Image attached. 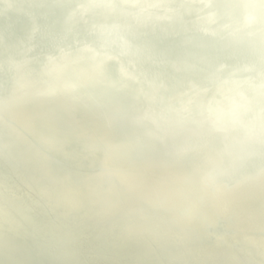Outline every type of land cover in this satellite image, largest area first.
I'll return each instance as SVG.
<instances>
[{"label": "water", "instance_id": "water-1", "mask_svg": "<svg viewBox=\"0 0 264 264\" xmlns=\"http://www.w3.org/2000/svg\"><path fill=\"white\" fill-rule=\"evenodd\" d=\"M21 14L22 37L0 23V142L22 147L19 114L44 124L64 111L56 120L61 135L76 136L81 122L88 130L73 152L82 159L89 146L81 144L93 143L91 117L98 115L114 132L112 163L128 170L138 163L169 178L152 187L164 193L156 205L173 223L183 217L195 223L199 207L212 206L214 225L231 230L239 222L252 237L258 224L264 237V0H0V19ZM63 30L77 49L65 48ZM50 35L60 46L53 54ZM37 101L44 104L34 115ZM30 131L37 137L41 128ZM98 135L100 154L106 134ZM45 140L52 149L61 142ZM45 154L43 161L60 165ZM17 162L25 163L20 156ZM49 178L44 197L57 186ZM101 180L92 175L72 203ZM195 224L203 236L207 226ZM235 243L250 253L245 241Z\"/></svg>", "mask_w": 264, "mask_h": 264}, {"label": "bare ground", "instance_id": "bare-ground-1", "mask_svg": "<svg viewBox=\"0 0 264 264\" xmlns=\"http://www.w3.org/2000/svg\"><path fill=\"white\" fill-rule=\"evenodd\" d=\"M22 21H25L22 14L0 19L2 25L8 24L13 30L15 39L26 33ZM58 30L59 24L54 21L51 30L54 36ZM67 31L63 30L68 42L65 48L77 49L72 34ZM54 36H48L51 43L48 52L52 54L60 48L52 38ZM41 76L46 74L42 72ZM37 103L41 104L35 103L34 115L44 104ZM64 116V111L56 113L43 124L38 117L19 114L22 147L17 149L0 142V264H253L252 257L254 264H264V237L258 224L253 225L255 235L252 237L239 222L231 230L224 224L216 226L211 221L212 206H200L194 215L195 223L207 226L203 236L198 225L185 217L173 223L171 217L156 205L164 200V193L152 187L154 180L167 183L166 175L157 169L148 173L136 166L138 163L135 169L139 173L112 163L109 157L115 151L109 142L114 138V132L112 126L98 115L91 117L94 119L92 138L94 143L101 140L98 133L106 134L105 140L102 139L103 151L99 154L95 144L82 143L84 149L89 146L88 153L84 158H78L73 153L75 145L83 140L88 130L81 122L76 136L62 134L63 137L56 120ZM35 125L41 128L37 137L30 131ZM153 131L156 130L152 128L151 133ZM180 132L185 134L186 131ZM47 136L61 142L52 149L46 144ZM46 152L60 163L57 168L53 163L49 165L43 161ZM96 154L98 158L91 156ZM19 156L24 159L23 167L18 166ZM100 163L107 165L108 170L99 169ZM113 170L120 174L119 178L110 173ZM97 174L102 176L101 182L87 190L84 200L72 203V194L84 189L91 176ZM49 177H54L57 186H50L44 197L41 187L51 183ZM26 186L32 189L26 191ZM185 187L196 200V189L192 185ZM93 192L99 201L89 200ZM167 196L174 198L176 194ZM227 198L236 200L238 194H230ZM251 198L254 197L251 195ZM225 216L223 213L224 221ZM121 217L122 222L118 224L117 219ZM48 232L57 234L52 236ZM237 238L250 245V253L235 243Z\"/></svg>", "mask_w": 264, "mask_h": 264}]
</instances>
